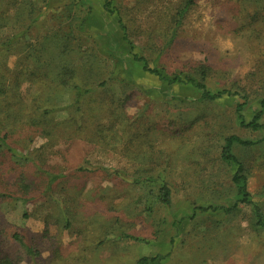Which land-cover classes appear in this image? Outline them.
<instances>
[{
  "label": "rangeland",
  "instance_id": "rangeland-1",
  "mask_svg": "<svg viewBox=\"0 0 264 264\" xmlns=\"http://www.w3.org/2000/svg\"><path fill=\"white\" fill-rule=\"evenodd\" d=\"M110 1L116 13L104 0H0V137L12 148H0V264H264L253 206L264 211V127L241 126L236 111L246 102L250 122L264 98V0H193L183 13L189 0ZM118 15L152 65L207 67L210 88L247 98L200 101L162 83L133 61ZM104 78L109 91L71 118L72 82ZM46 103L59 110L44 124ZM230 135L258 141L234 146L253 203L195 213L238 201L237 166L221 158Z\"/></svg>",
  "mask_w": 264,
  "mask_h": 264
},
{
  "label": "trees",
  "instance_id": "trees-1",
  "mask_svg": "<svg viewBox=\"0 0 264 264\" xmlns=\"http://www.w3.org/2000/svg\"><path fill=\"white\" fill-rule=\"evenodd\" d=\"M105 1V8L109 9L112 13H116L117 10L111 6L110 0H104ZM193 3V0H189L186 4V6L183 8L181 13L187 11V8L189 5ZM119 20V27L121 28L123 32V37L126 41L129 42L131 46V54L133 57V61L137 63L140 68H142L144 71L156 76L162 83L167 84L169 86L171 85H186L188 87H194L199 91V100L200 101H215L218 100L224 96H240L244 99L247 98L246 95L242 94L238 90L233 89H227V88H217L212 89L206 84V77H207V67H202V70L200 71V74L198 76L188 73V72H180V73H169L166 71L165 68L152 65L150 61L142 55L140 52L135 50V46L133 42L130 40L128 32H127V26L124 22V20L121 18V16L118 15ZM180 23V20L178 21ZM1 61V60H0ZM1 65V64H0ZM1 67H0V73H1ZM132 68L128 69L126 72L130 75L132 73ZM50 73L52 74V81L57 85H67L69 82V78L67 76V71H57V70H50ZM3 76L0 74V96L5 93V82L3 80ZM88 80L81 79V82L79 80H74L72 82V105L70 106L73 110L72 117L77 116L82 110L81 102L83 101L84 97L90 94H93L94 92H98L102 90L103 92L109 91V80L105 79L96 86H89V84H86ZM94 85V84H93ZM246 105V102H239L237 104V118L239 120V123L243 127H249L253 130H259L264 125L260 122L264 115V98L261 100V108L254 114L252 120L250 122L246 121L245 116L243 114L244 107ZM58 108H56V103L54 104H47L44 107V110L42 112V119L44 124L47 122L46 119L53 118L54 115L58 112ZM37 125V124H34ZM258 141L254 140H245L237 135H230L225 139V143L222 147L221 151V158L222 160L227 164H236V169L232 176V181L236 187L237 190V199L238 201L228 207L219 206V205H199L195 209L196 211L199 209L202 212H207L210 210H218V209H224L226 212H232L236 210L240 203H253V199L251 197V193L248 189V176L245 171V167L243 162L237 157V155L234 153V146L236 144H240L243 146H251L255 145ZM0 148H7L9 150H12L11 146L8 144V141L5 137H0ZM159 192V198L165 205H170L172 202V192L167 182H163L160 187ZM6 195L4 193L0 192V198L5 197ZM254 206V213L257 218V225L264 228V211L262 207L257 204L253 203ZM14 239L21 243L23 246L28 248L30 250L29 246L26 244L24 239L21 237V235H18V233L13 234ZM165 256H155V257H149L144 256L141 257L137 264H160L161 261ZM2 263H5L2 261Z\"/></svg>",
  "mask_w": 264,
  "mask_h": 264
}]
</instances>
